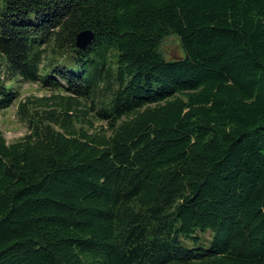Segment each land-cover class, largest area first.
<instances>
[{"label":"trees","instance_id":"1","mask_svg":"<svg viewBox=\"0 0 264 264\" xmlns=\"http://www.w3.org/2000/svg\"><path fill=\"white\" fill-rule=\"evenodd\" d=\"M0 66V112L56 91L0 134V264H264V0H0Z\"/></svg>","mask_w":264,"mask_h":264},{"label":"rangeland","instance_id":"2","mask_svg":"<svg viewBox=\"0 0 264 264\" xmlns=\"http://www.w3.org/2000/svg\"><path fill=\"white\" fill-rule=\"evenodd\" d=\"M160 49L166 60L177 59L182 56L179 41L175 36L165 38ZM51 59L52 56H49L42 65H47ZM6 86L11 87L13 90L18 92V98L13 105L0 112V134L3 136L6 143L10 144L17 141L27 133L26 126L18 118V103L33 97H48L56 91L45 89L36 83L7 82Z\"/></svg>","mask_w":264,"mask_h":264},{"label":"water","instance_id":"3","mask_svg":"<svg viewBox=\"0 0 264 264\" xmlns=\"http://www.w3.org/2000/svg\"><path fill=\"white\" fill-rule=\"evenodd\" d=\"M91 35L87 32L80 33L77 36L75 47L80 50H84L87 43L89 42Z\"/></svg>","mask_w":264,"mask_h":264}]
</instances>
